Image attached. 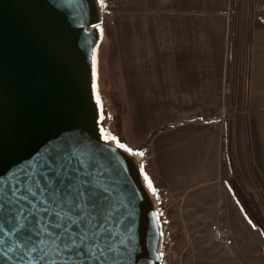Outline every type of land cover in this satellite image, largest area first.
Returning a JSON list of instances; mask_svg holds the SVG:
<instances>
[{"label": "water", "instance_id": "1", "mask_svg": "<svg viewBox=\"0 0 264 264\" xmlns=\"http://www.w3.org/2000/svg\"><path fill=\"white\" fill-rule=\"evenodd\" d=\"M101 15L100 0H0V185H14L25 174L39 179L50 158L78 159L109 188L108 217L93 231L101 232V247L106 239L113 251L107 260L83 252L77 264H160L161 224L140 163L103 141L97 125ZM17 206L23 209L18 232L11 231L16 221L0 213V264H64L71 253L58 250L62 230L38 235L37 217L29 212L38 210L40 229L48 214L35 199ZM125 247L135 249L132 260Z\"/></svg>", "mask_w": 264, "mask_h": 264}, {"label": "crops", "instance_id": "2", "mask_svg": "<svg viewBox=\"0 0 264 264\" xmlns=\"http://www.w3.org/2000/svg\"><path fill=\"white\" fill-rule=\"evenodd\" d=\"M149 1L155 6L144 5ZM159 3L124 0L122 14L115 13L106 59L101 58V52L97 56L99 48L95 55L100 59L95 80L100 108L113 104L127 111H211L238 106L243 102L245 81L238 89L233 46L250 30L246 98L250 109L257 112L250 123L253 141L261 142L264 4L258 3L250 11L238 8L235 0ZM212 129L193 122L187 128L166 129L157 135L147 166L156 189L155 195L148 189L153 196L168 191L175 200L218 180L227 136L223 141L225 133Z\"/></svg>", "mask_w": 264, "mask_h": 264}, {"label": "rangeland", "instance_id": "3", "mask_svg": "<svg viewBox=\"0 0 264 264\" xmlns=\"http://www.w3.org/2000/svg\"><path fill=\"white\" fill-rule=\"evenodd\" d=\"M113 1L118 8L116 12L122 14L124 0ZM235 2L238 8L250 11L258 3L264 4V0ZM144 5L155 6L151 1ZM100 7L102 14L101 2ZM247 17L251 19L250 14ZM113 28L99 29L101 47L97 56L101 52L103 60L106 59L107 40L113 37ZM243 34L242 42L237 40L232 53L234 73L239 78L238 89L241 81H245L243 102L238 106L211 111H127L109 104L97 112L100 135L103 128L133 151L148 149L151 152L160 132L187 128L193 122L211 125L213 132L223 131V141L227 136V152L224 151L222 156L217 181L175 200L170 193L166 217H163L159 197L152 195L161 226H167L176 238L178 264H264V119H259L262 141H253L250 123L254 111L246 98L248 58L252 49L249 36L252 32L247 30ZM97 56L95 80L99 78L97 61L100 59ZM102 70L105 72L104 66ZM104 97L108 99L107 95ZM110 97L113 101L114 96ZM108 144L115 146L114 142ZM249 220L256 225L255 228Z\"/></svg>", "mask_w": 264, "mask_h": 264}, {"label": "snow or ice", "instance_id": "4", "mask_svg": "<svg viewBox=\"0 0 264 264\" xmlns=\"http://www.w3.org/2000/svg\"><path fill=\"white\" fill-rule=\"evenodd\" d=\"M97 103L100 104L99 96H97ZM101 138L106 143L114 142L116 148L122 149L132 156L144 155L143 152L133 151L132 148L121 143L116 136L105 132L103 128H101ZM140 168L143 172V165ZM41 178H43V187H41ZM144 180L147 188L155 195L156 189L146 173ZM37 193L40 194L39 197ZM32 199H35L40 208L48 214L45 228L40 229L41 220L38 210L34 209L29 212V215L37 217V228L39 229L37 234H48L49 227L62 230L56 237L58 250L71 253V255L62 258L64 264H70V262L77 264L76 257L83 259V252H87L91 260L99 259L97 252L104 256L105 260L109 258L106 252L111 253L112 246L107 244L105 239L104 247H101V243L98 242L101 232L93 231L101 223V220L106 221L108 217L109 188L93 175L88 165L78 159L73 164L72 159L58 161L50 158V162H45L44 171L39 173V179L35 174L32 176L25 174L24 178L18 180L14 185H9L7 188L0 185V201H3L0 204V213L9 216L10 221H16V226L11 229L12 232H18L22 227L19 217L23 209L18 208V201H28L31 205ZM248 222L253 228L256 227L251 220ZM73 226L79 229V233L72 230ZM21 243H27V241H21ZM82 246L83 251H81ZM15 247H20V245L17 244ZM11 250L9 248L7 251ZM35 250L36 246L34 245L32 251ZM134 251V248L131 250L127 247L124 248L127 260L134 258ZM6 259H8L7 256Z\"/></svg>", "mask_w": 264, "mask_h": 264}, {"label": "built area", "instance_id": "5", "mask_svg": "<svg viewBox=\"0 0 264 264\" xmlns=\"http://www.w3.org/2000/svg\"><path fill=\"white\" fill-rule=\"evenodd\" d=\"M127 1V0H126ZM106 9L110 10L108 16H104L103 7H102V20L99 24V29L103 27H112L115 24L114 16L118 8L113 0H107ZM140 152H143V156H138L139 163L147 168L149 161L151 160V152L148 149H144ZM170 192L163 191L160 196H158L162 206L163 217L167 216L166 208H168ZM162 236L161 243L159 248L160 253V264H178L179 258L176 251V238L172 231L169 230L167 226H161ZM163 254V255H161Z\"/></svg>", "mask_w": 264, "mask_h": 264}, {"label": "bare ground", "instance_id": "6", "mask_svg": "<svg viewBox=\"0 0 264 264\" xmlns=\"http://www.w3.org/2000/svg\"><path fill=\"white\" fill-rule=\"evenodd\" d=\"M111 148H113L114 150H116V151L122 153L123 155H125V156L129 159V161H130L133 165H135L136 167L138 166V162H139L138 156H132V155H130L129 153L124 152L122 149H118V148H116V147H114V146H112Z\"/></svg>", "mask_w": 264, "mask_h": 264}, {"label": "trees", "instance_id": "7", "mask_svg": "<svg viewBox=\"0 0 264 264\" xmlns=\"http://www.w3.org/2000/svg\"><path fill=\"white\" fill-rule=\"evenodd\" d=\"M101 2V0H100ZM106 2L107 0H103V3H101V5L103 6V11H104V16H108L110 14V10L106 9L105 5H106ZM122 143V142H121ZM136 152H140L142 150H135ZM143 177H144V174L146 173L148 175V171H147V168L145 166H143ZM146 184V183H145ZM252 219V218H251Z\"/></svg>", "mask_w": 264, "mask_h": 264}]
</instances>
